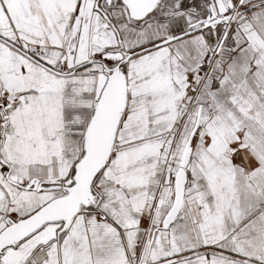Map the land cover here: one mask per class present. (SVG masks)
Here are the masks:
<instances>
[{"label":"snow or ice","instance_id":"obj_1","mask_svg":"<svg viewBox=\"0 0 264 264\" xmlns=\"http://www.w3.org/2000/svg\"><path fill=\"white\" fill-rule=\"evenodd\" d=\"M0 264H264V0H0Z\"/></svg>","mask_w":264,"mask_h":264}]
</instances>
